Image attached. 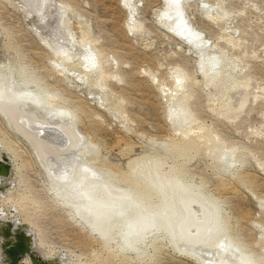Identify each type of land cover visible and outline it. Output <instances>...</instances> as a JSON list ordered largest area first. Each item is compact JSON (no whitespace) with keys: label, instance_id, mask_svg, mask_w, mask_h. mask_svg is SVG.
Listing matches in <instances>:
<instances>
[{"label":"rangeland","instance_id":"1","mask_svg":"<svg viewBox=\"0 0 264 264\" xmlns=\"http://www.w3.org/2000/svg\"><path fill=\"white\" fill-rule=\"evenodd\" d=\"M128 2L0 0V83L44 97L55 94L46 107L64 105L75 115L63 122V113L55 116L61 133L51 152L26 123L51 122L48 114L34 111L33 103L0 97V153L11 164L8 187L4 194L0 190V220L23 222L37 251L59 264H200V253L208 257L205 249L218 256L212 240L204 247L194 243L198 230L188 227L187 238L173 241L155 226L137 242L119 238L115 224L103 235L91 226L93 210L81 196L72 198L82 201L76 211L52 190L50 175L61 171L72 149L83 148L94 200L98 193L109 196L106 185L97 193L103 180L129 188L115 176L146 155L158 163L141 173L168 190L170 204L197 199L179 198L186 193L203 196L218 212L212 231L228 228L240 251L264 264V0H181L177 11L169 0ZM180 20L198 32L203 45L181 35ZM54 47L68 58L54 54ZM89 51L99 63L86 67ZM212 56L218 57L215 66L204 60ZM59 58L65 66L53 64ZM213 69L218 73L209 80ZM178 72L185 79L174 89ZM179 99L187 102L190 120L183 113L168 115ZM187 130L191 137L204 131L210 139L183 153L172 143ZM170 172L176 181L159 174ZM166 207L153 214L159 222L174 216ZM145 208L135 198L126 204L133 226Z\"/></svg>","mask_w":264,"mask_h":264},{"label":"bare ground","instance_id":"2","mask_svg":"<svg viewBox=\"0 0 264 264\" xmlns=\"http://www.w3.org/2000/svg\"><path fill=\"white\" fill-rule=\"evenodd\" d=\"M123 1L125 4L129 3L128 2L129 0H123ZM169 1L171 2L170 8L175 9V11H177V8L180 6V4L182 6L181 0H169ZM38 3L40 6L41 2L38 1ZM130 10H132V9H130ZM180 23L182 24V26L178 27V30L180 31L182 36H184L188 40L192 41L194 44H202L203 45L204 41H202V39L199 37L198 32H196L193 28H190L187 24H184L183 20L182 21L180 20ZM40 39H42V38H40ZM50 47H52V45H50ZM52 52H54V54H60V55L66 54L65 57L68 58V53H65V51H59L58 48L54 47ZM80 55H82V54H80ZM83 60H84V62H82V63H86L87 64V66L85 65L86 67H90V66H93V65L99 63V58L94 57L93 51H91L89 54H87ZM204 60H206L211 65L215 66L216 62L218 61V57L212 56V57H208ZM52 62L54 65L55 64H56V66L58 65L57 67L65 66L62 59H60V60L54 59V60H52ZM105 63H107L106 60H105ZM211 69L212 68L209 67L207 70L209 71ZM202 72H204V71H202ZM105 73H107V72H105ZM169 73H170V71H169ZM217 73H218L217 70L213 69V73L212 74L210 73L211 76H209L210 77L209 80L213 79V77ZM208 74H209V72H208ZM174 75H176V76L174 77ZM174 75H173V77L175 78V84L172 86L174 87V89H177L178 87L182 86L181 81H183L185 79V77H184L183 73L181 74V72L180 73L178 72ZM77 76H79V75H77ZM159 81L162 82V80H159ZM183 84L185 86V83H183ZM0 92H2V94H0V97H5L6 99H9V98L15 99L18 101H22L25 104L33 103L35 106L34 111H35V109H36V111H37V109H41L44 111L45 114H48V118L51 119V122L50 121L49 122L53 125L48 124L49 122H46L47 120L46 121L44 120V122H40V123L36 124L35 122L33 123L32 120L27 119L26 123L29 125L30 128H32V132L36 135L37 139L40 140L42 144L48 146L51 152H54L55 143H53V142L56 141V139L59 137L58 133H61L58 131V125L56 126V124H58L57 123L58 119H56L55 116L60 112L63 113V116L61 117V119H59L60 121L63 122V120L66 119L65 117H70V115H74L73 110H71L69 107L64 106V105H57V106L54 105L56 107L52 106L53 110L49 109L48 106L46 107L47 104L51 103V99H52V97H55V94H51V95L48 94V95H46V97H44V96H40L37 94L26 93L23 88L16 87V90H13V89H10L9 83H6V82L0 83ZM166 96H168V95H166ZM173 96H176V95L174 94ZM169 98H171V97H169ZM45 99H47V100H45ZM170 101H171V99H170ZM171 103H169V105ZM176 103L177 104L174 107L168 108L169 109L168 115L170 117L171 116L173 117L176 115L180 116V113H183L185 118L191 117L190 112L187 108V104H186L187 102L183 101L182 99H179V101ZM123 115H124V113H123ZM34 120L35 119H33V121ZM188 120H190V118ZM59 126H60V124H59ZM62 131H64V130H62ZM189 132L190 131L183 132V135L181 134L182 135L181 138L180 139L178 138V141L173 142L172 146H175L180 151H183V150L188 151L191 148L193 150V147L196 148V146H197V148H200V147H198V145L200 146V144L201 145L203 143L205 144V142L208 139H210L209 135L207 133H203L204 131L201 132V134L195 135V137H194V135L191 137L189 135L190 134ZM65 133L68 135V133L66 131H65ZM209 134H211V132H209ZM61 138H62V136H61ZM62 139H59V140H62ZM216 142L219 143L218 140ZM208 144H209V142H208ZM82 153H83V148L81 149V151H79L78 149L77 150L72 149L71 151H69V153L66 157V163L61 168V171L59 173L53 172L50 175L52 190L54 191L55 195H60L63 199H65L66 204L72 205L74 208L72 206L71 207L76 211H79L75 206L76 202H82L83 201L84 206H86L88 209L93 210L92 219H91V226L93 228H96L99 226V231L101 230L103 235L108 233L107 228L110 224H115V226H118V232L120 233L118 236L119 238H123V239L124 238L125 239L134 238V240H136V242H137L140 238H146L144 235V231L155 226L156 229H163L165 231L164 232L165 237L170 238L173 241L174 238L180 239V238H185L186 235H189V232L184 230L185 228L188 227L191 230H198L196 232L197 235H196V239H194V243H198L199 246H203V245L205 246V243L207 241L212 240L211 244L217 247V251H218L219 255L216 257H215V252L212 249H205L204 250L208 254V257L206 256L205 258H203L204 256L201 255V253H200V256H202V259H200V264H252V262L254 264V261H253L254 256H252L253 254L251 253L252 255H249L250 253L247 254V252L243 253V252H241L242 250L240 251V247H239V245H237L238 241L235 240L234 235L231 236V234H229L230 232L228 233V231H227L228 228L220 229V230H222V233H220V230H218L216 232L212 231L211 224L213 221L216 222L218 212H217V209L211 203L207 202L206 198H204L203 196H197L198 194H195V193L194 194H191V193L190 194L189 193L183 194V193H185V191H183V193H182L183 195H180L179 198L184 197V199H185L187 196H194V197H197V199L195 201L192 199L186 200L184 203H182V206H180L179 202H177L175 204H170V202H169L170 199L168 196V190L167 189L161 190L160 188L154 186L153 185V179H152L153 177L146 175L144 173H141L142 169H145L146 166L150 168L151 166L157 165L158 161H156L157 160L156 158L153 159V158H150V156L148 157L145 155V156H141V157H138V158H135V159H132L131 161H129V163H128L129 167H130L129 171L122 173L121 176H118L119 173H117V175L115 177L116 178L118 177V178L122 179L123 181L125 180L124 182H126V185H127L126 187H129L130 189L125 188L124 190H122L121 188L118 187L119 186L118 184H116V183L110 184L106 180H103L102 183H99L100 185L97 188L96 187L95 188L97 189V193H98V191L106 185L107 186L106 192H107V194H109V196L105 197V198L100 197V194L98 193L95 196L99 197V199L94 200L93 198L88 196V195H91L93 192V188L91 186L92 183L90 181H88V178H89L88 175L91 174L92 170H90L89 168H87L84 165V162L82 161ZM183 153H184V151H183ZM139 165H140V167H139ZM102 169H104V168H102ZM171 171H173V170L171 169ZM159 174L161 177H164V178H162L164 180L169 181L170 179H172V180L175 179V180H173V182H174L177 179L176 175H175L176 177H174L173 172H170V174L169 173L168 174L167 173H159ZM57 182H60L61 189H58ZM84 193H86L87 195H85ZM155 194L157 195V198H159L158 201H157V199H155L157 201V204H154V202H153L154 201L153 197H156ZM79 196H81L80 199L82 201L81 200H79V201L72 200V198L79 197ZM133 198L139 200L144 206H147V208H145L144 212L142 210L141 211L139 210V212L137 214H135L136 217L138 215L143 216L142 220L139 221V223L140 222L143 223L141 226H139V223L136 226H133L131 224V220H133V217H129L126 215L127 214L126 204L129 203V201L133 200ZM124 199H127V200L124 201ZM168 199H169V201H168ZM163 205L167 206L166 210H169L168 208L172 209L174 212V216L172 218H169V219L166 217L167 220H165L164 222H159L158 219H155V217L158 218V216H156V215L154 216L153 214L156 213V209L158 207H161ZM260 205H263V204H260ZM193 209H195L196 211H192ZM191 213H192V215H191V217H189V215ZM196 217H199V219H197ZM89 218H90V214H89ZM110 219H113V220H110ZM189 219H191V220H189ZM110 222H112V223H110ZM161 224H163V226H165V227L163 228L161 226ZM128 227H129V229H128ZM178 229H179L180 233L176 234V231ZM200 251H203V250H200ZM197 256H198V254H197ZM257 261H258V259L255 258V263H257ZM53 264H59V262L53 261ZM99 264H100V261H99ZM101 264H111V262L106 261L103 263L101 262Z\"/></svg>","mask_w":264,"mask_h":264},{"label":"water","instance_id":"3","mask_svg":"<svg viewBox=\"0 0 264 264\" xmlns=\"http://www.w3.org/2000/svg\"><path fill=\"white\" fill-rule=\"evenodd\" d=\"M10 171L11 164L9 160L0 153L1 193L3 192V186L8 187L5 181L9 177ZM0 242V250L5 256L4 264H22L21 261L26 258L29 261L28 264H53L51 259L43 257L37 251L32 232L23 222L17 224L15 220H0Z\"/></svg>","mask_w":264,"mask_h":264},{"label":"flooded vegetation","instance_id":"4","mask_svg":"<svg viewBox=\"0 0 264 264\" xmlns=\"http://www.w3.org/2000/svg\"><path fill=\"white\" fill-rule=\"evenodd\" d=\"M0 245H1V242H0ZM5 256L3 255L2 251L0 250V264H4L5 262ZM21 263H23L21 261Z\"/></svg>","mask_w":264,"mask_h":264}]
</instances>
